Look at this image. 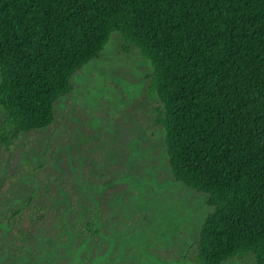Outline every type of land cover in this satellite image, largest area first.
<instances>
[{
  "label": "trees",
  "instance_id": "1",
  "mask_svg": "<svg viewBox=\"0 0 264 264\" xmlns=\"http://www.w3.org/2000/svg\"><path fill=\"white\" fill-rule=\"evenodd\" d=\"M114 33L152 64L148 97L162 106L174 182L212 209L194 263L264 264V0H0V107L13 139L58 122L74 77ZM72 208L35 202L36 263L66 255L61 230L82 211ZM97 220L74 229L97 236Z\"/></svg>",
  "mask_w": 264,
  "mask_h": 264
},
{
  "label": "rangeland",
  "instance_id": "2",
  "mask_svg": "<svg viewBox=\"0 0 264 264\" xmlns=\"http://www.w3.org/2000/svg\"><path fill=\"white\" fill-rule=\"evenodd\" d=\"M153 73L114 33L101 58L74 77L53 127L13 139L0 107V133L11 141H0V264H195L212 209L206 195L174 182L162 106L148 97ZM35 202L82 210L61 230L66 255L36 263ZM91 216L97 236L74 229ZM243 257L224 264H256Z\"/></svg>",
  "mask_w": 264,
  "mask_h": 264
}]
</instances>
